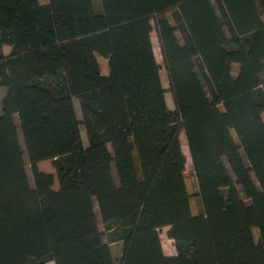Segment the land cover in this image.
Returning a JSON list of instances; mask_svg holds the SVG:
<instances>
[{"label":"trees","instance_id":"trees-1","mask_svg":"<svg viewBox=\"0 0 264 264\" xmlns=\"http://www.w3.org/2000/svg\"><path fill=\"white\" fill-rule=\"evenodd\" d=\"M0 86V264H264V0H0Z\"/></svg>","mask_w":264,"mask_h":264},{"label":"rangeland","instance_id":"rangeland-1","mask_svg":"<svg viewBox=\"0 0 264 264\" xmlns=\"http://www.w3.org/2000/svg\"><path fill=\"white\" fill-rule=\"evenodd\" d=\"M152 39H153V45H154L157 60L162 65V70H161L162 80H163L164 86L166 88H168V78L166 75V71H165V67H164V63H163V58H162V54H161V49H160V43H159L156 31H153ZM6 50H8V49H6ZM99 61L101 63V67H102L103 72L107 73L109 70L107 58L99 55ZM238 65H239L238 63L235 64L236 67H238ZM40 69L44 75H52V72L47 68V57L44 55H42L40 57ZM200 90H201V93L203 95L204 100L207 101V94L205 93V89L200 88ZM4 91H5V89L0 86V96L4 93ZM166 95H167V100H168L169 105L171 107H173L174 103H173L170 92H167ZM77 108H78V111L80 113V108L78 106V103H77ZM263 119H264V112H263ZM83 133H84V131H83ZM20 139H21V143L24 144L23 137H22L21 133H20ZM181 141L183 144V149L187 155V168L185 171V179H186V184H187L188 190L191 194L192 212L194 214H198L202 211V202H201V199H200V196L198 193L199 192L198 191V182H197V178H196L195 173H194L192 158H191V155L189 152V147H188L187 139L185 137L184 132L181 133ZM129 161H130L132 173H133L134 177H136L137 171H136L135 160H134V157L132 156L131 153L129 154ZM39 167L43 171H48V172H52L55 174V176H56L55 187H58V185H59L58 184V177L56 175V169L53 166V160L48 159V160L42 161V162H40ZM96 212H97V216H99L97 206H96ZM100 226L103 227V224L101 221H100ZM168 230H169V227L163 228L161 230L160 237H161L164 252L168 255H173V254H176V248L174 245V240L168 236ZM254 234H255V237H258V228H256V227L254 228ZM112 248H113V251L116 255L121 254L122 247L120 246L119 243L112 244Z\"/></svg>","mask_w":264,"mask_h":264},{"label":"crops","instance_id":"crops-1","mask_svg":"<svg viewBox=\"0 0 264 264\" xmlns=\"http://www.w3.org/2000/svg\"><path fill=\"white\" fill-rule=\"evenodd\" d=\"M5 49H8L9 50L10 48H9V46H5ZM8 50H6V51H8Z\"/></svg>","mask_w":264,"mask_h":264}]
</instances>
